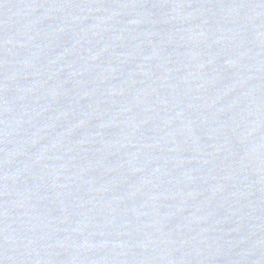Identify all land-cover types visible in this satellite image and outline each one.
I'll return each instance as SVG.
<instances>
[{
  "label": "water",
  "instance_id": "water-1",
  "mask_svg": "<svg viewBox=\"0 0 264 264\" xmlns=\"http://www.w3.org/2000/svg\"><path fill=\"white\" fill-rule=\"evenodd\" d=\"M0 264H264V0H0Z\"/></svg>",
  "mask_w": 264,
  "mask_h": 264
}]
</instances>
